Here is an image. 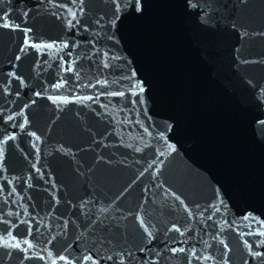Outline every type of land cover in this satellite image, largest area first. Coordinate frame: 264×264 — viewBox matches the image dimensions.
I'll return each instance as SVG.
<instances>
[{"label": "water", "instance_id": "water-1", "mask_svg": "<svg viewBox=\"0 0 264 264\" xmlns=\"http://www.w3.org/2000/svg\"><path fill=\"white\" fill-rule=\"evenodd\" d=\"M193 3L0 0V264H264V0Z\"/></svg>", "mask_w": 264, "mask_h": 264}, {"label": "snow or ice", "instance_id": "snow-or-ice-1", "mask_svg": "<svg viewBox=\"0 0 264 264\" xmlns=\"http://www.w3.org/2000/svg\"><path fill=\"white\" fill-rule=\"evenodd\" d=\"M75 2H76V0H73V3H75ZM112 3L115 6V12H122V13H124V15L132 16V17H140V16H142L144 14L145 8L147 6V0H112ZM188 4H189V7H198V5L193 3V0H188ZM115 12H114V15H115ZM71 15L74 16L75 14L71 13ZM7 16H8V14L4 13V18H7ZM117 19H119V17H117ZM69 23H71V22H69ZM77 23H79V21H77ZM2 26L4 28L19 27L18 25H11L10 23H3ZM23 31L25 33L23 44L27 45V46H30V47H33V48L37 47L36 45L31 44L30 39L28 38L27 33L30 32L31 29H24ZM64 46L67 47V44H65ZM44 47H53V45H51V44L44 45ZM23 50L24 49L21 48V51H23ZM16 59L19 60L20 57L17 56ZM71 70H72L71 68L67 69V71H71ZM134 75H135V73H133V76ZM97 83H99V81H97ZM57 86H60V85H54V87H57ZM132 86L136 87L135 84H133ZM139 91L143 92L144 91L143 87H140ZM37 95H39V94L37 93ZM111 95H121L122 96V95H124V93L123 92L111 93ZM88 99H91V98L88 97ZM33 135H35V133H33ZM245 218H247V217H245ZM171 230L179 231V229L176 228L175 225L172 226V229H170V231ZM25 243H28L27 240H25ZM29 246L31 247V245H29ZM261 246H264V241H261ZM14 247L18 248L19 245H15ZM141 251H143V249H141ZM171 251L173 253H175L177 251L184 252L185 249L184 248H179V249L172 248ZM249 254L252 257H255V258L264 257V253H261V252H258V251H251ZM59 258L61 260L67 259V257H65V256H60ZM107 259L111 260V259H113V257L112 256H108ZM76 260L79 261V264H83L84 261H91L92 264H100V260L93 259L91 254L83 255L82 257L76 258ZM76 260L70 261V264H76ZM53 264H55V261H53ZM189 264H190V261H189ZM245 264H247V262H245Z\"/></svg>", "mask_w": 264, "mask_h": 264}]
</instances>
